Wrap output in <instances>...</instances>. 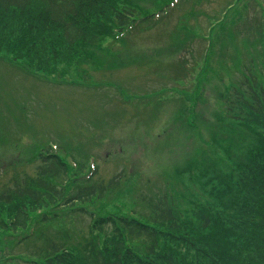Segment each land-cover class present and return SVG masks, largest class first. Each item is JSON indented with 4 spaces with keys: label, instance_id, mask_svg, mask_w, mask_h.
Returning a JSON list of instances; mask_svg holds the SVG:
<instances>
[{
    "label": "trees",
    "instance_id": "1",
    "mask_svg": "<svg viewBox=\"0 0 264 264\" xmlns=\"http://www.w3.org/2000/svg\"><path fill=\"white\" fill-rule=\"evenodd\" d=\"M136 3L0 0V54L29 71L46 74L55 72L59 64L76 65L78 58L93 60L91 50L112 26L120 31L134 21ZM248 22L251 27L246 30L254 38L242 49L249 57L245 64L242 57L235 70L238 77L230 75L224 88L216 89L220 110L214 120L211 113L206 124L209 140L199 145L183 168L174 169L171 186L162 195L150 189L140 193L139 210H130L135 215L119 209L98 215L89 208L103 205L120 184V176L107 181L84 179L88 165L80 145L74 149L84 159L76 168L50 150L38 152L33 176L15 177L0 188V240L21 236L38 222L42 237L37 240L43 244L29 245L31 259L25 262L30 264H264V22L256 13ZM177 29L173 52L188 48L192 38L187 24ZM235 30L219 35L220 50L234 45ZM257 59L259 72H255ZM177 71L175 75H183ZM198 127L191 126L195 131ZM183 175L189 183L176 188ZM198 187L207 196L204 200ZM92 212V234L88 231L78 238L71 225H60L67 223L68 213ZM49 229L63 230L57 235L69 236L70 242L57 240V235L51 238Z\"/></svg>",
    "mask_w": 264,
    "mask_h": 264
},
{
    "label": "rangeland",
    "instance_id": "2",
    "mask_svg": "<svg viewBox=\"0 0 264 264\" xmlns=\"http://www.w3.org/2000/svg\"><path fill=\"white\" fill-rule=\"evenodd\" d=\"M235 2L137 0L132 13L135 17L148 15L145 21H131L127 25L131 28L123 32L112 26L99 45L90 49L95 54L93 60L78 58L69 68L59 64L50 74H29L0 60V188L10 185L15 177L33 176L38 150L67 151L69 161L77 163L84 159L74 149L80 145L87 161L91 156L92 171L97 167L92 181L120 176V184L112 188L103 205L89 208L98 215L115 209L138 211L140 193L148 189L162 195L171 186L174 169L183 168L199 145L209 140L206 124L211 113L214 120V113L220 110L216 89L222 90L230 75L238 77L235 70L242 57L244 64L249 57L242 48L254 35L246 29L255 13L262 21L260 10L251 0L239 1L227 21L235 20V24L224 29L223 13ZM181 24L188 25L192 38L188 48L173 52L172 37ZM213 27L219 30L211 45ZM234 28L237 41L220 50L219 35ZM208 50L211 55L205 57ZM100 54L105 57L93 64ZM259 62L257 59L255 72H259ZM177 70L183 75H175ZM195 123L198 131L191 128ZM188 183V176L183 175L175 187ZM202 191L197 188L204 200L207 196ZM60 209L55 211L60 213ZM82 214L68 213L67 223L60 225H71L78 238L88 231L92 234L89 223L93 212ZM39 224L33 223L27 233L14 239L5 236L0 240V264H30L25 262L31 259L29 245L35 241L43 244L37 240L42 237ZM57 231L63 230L47 232L53 238ZM32 236L38 238L25 242ZM56 239L70 242V237L62 234Z\"/></svg>",
    "mask_w": 264,
    "mask_h": 264
}]
</instances>
